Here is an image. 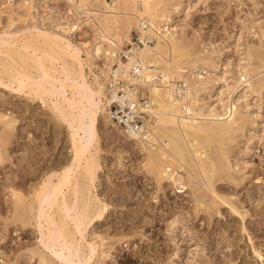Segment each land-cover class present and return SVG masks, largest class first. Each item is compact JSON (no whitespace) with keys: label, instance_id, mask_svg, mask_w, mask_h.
I'll use <instances>...</instances> for the list:
<instances>
[{"label":"rangeland","instance_id":"obj_1","mask_svg":"<svg viewBox=\"0 0 264 264\" xmlns=\"http://www.w3.org/2000/svg\"><path fill=\"white\" fill-rule=\"evenodd\" d=\"M101 1L92 3L100 6ZM173 1L176 3L177 0ZM187 2L182 1L183 5ZM190 2L193 3L192 0ZM72 9L67 0H0V39L7 36L10 43L20 44L33 41L38 30L37 35L45 30L51 36L69 39L72 46L92 43L93 31L84 23L80 31L71 33L75 23L85 19ZM31 13L33 16H30ZM175 18L177 33L180 31L179 37L191 46V53L195 55L199 52L209 57L222 79L211 82L209 89L212 87L224 92L227 84L224 76H227L228 82L236 80V66L245 56L247 48L264 51V37L260 29L264 27V0H201L187 12L182 10ZM138 37V28L133 26L131 42ZM17 47L16 50L20 48ZM124 50L126 52V46ZM22 51L20 48L14 54L19 56ZM28 51L31 53L32 49ZM34 52L37 57L42 56L41 50ZM0 56V60L4 58ZM30 61L28 64L32 70L23 71V74L26 73L22 75L25 81L22 76V81L14 79L12 75H16L15 71L4 73L0 66V114H5L0 120V264H77L60 248L53 247L45 236L44 242L42 237L48 233L47 226L37 221L36 216L40 203H43L39 188L47 180L48 187L53 185L57 181L55 174L62 173L73 155L69 135L74 130L67 123V118L66 122L60 118L57 107L53 109L54 105L71 98V90L66 92L67 97L42 94L45 97L41 95L39 99L35 94L38 84L47 85L48 81H55L58 85L62 77L57 72H51L54 77H49L54 79L48 77L45 80L43 76L39 79L38 66L31 65ZM94 64L92 72L99 76L96 65L100 66L102 61L95 60ZM85 72L86 83H89L91 74L88 67ZM258 75L254 74L252 81L263 77L264 70L262 73L260 70ZM57 79L60 80L58 84ZM78 82L82 83L78 79L76 83L71 80L70 84L75 86ZM245 86L242 83L231 96L225 93L222 97L229 100ZM86 91L84 89L83 93L87 94ZM263 92L258 95L248 90L245 100L238 106V116L242 114L244 121L247 120L246 127L228 142L227 160L230 159L231 168L222 172L217 167L212 178L216 194L210 196V192L204 190L206 187L194 178L190 179V188L184 193H177L168 182L159 188L144 165V155L122 133L124 129L115 123L110 126L106 119L99 117L98 147L95 144L97 152L92 151L98 168L91 189V207L106 204L107 209L104 215L87 225L83 241L78 234L75 235L77 241L80 240L79 245L83 244L81 249L84 254L95 250L89 264H264ZM202 93L200 98L206 101L207 91ZM73 114L81 118L83 128L88 130L90 121L82 110ZM10 119L12 123L6 126L5 120ZM2 130L9 134L8 141L1 138ZM214 144L216 146V143H211L205 149L207 156L210 153L209 157L218 151ZM218 152L216 155H219ZM192 185L197 187L194 189ZM65 191L63 188L62 192ZM196 198L204 204H197ZM24 211L22 219L20 214ZM53 212L48 211L51 215ZM70 226L73 227L72 224ZM93 233L101 235L102 241L92 239ZM100 249L104 250L101 256ZM254 251L262 256L257 257Z\"/></svg>","mask_w":264,"mask_h":264},{"label":"bare ground","instance_id":"obj_2","mask_svg":"<svg viewBox=\"0 0 264 264\" xmlns=\"http://www.w3.org/2000/svg\"><path fill=\"white\" fill-rule=\"evenodd\" d=\"M67 1L74 9L72 11L85 17L83 21L74 22L75 29L73 27L74 30L71 33L80 31L84 23L93 31L92 43L83 42L81 46H72L68 41L69 39L51 36L44 28V32L41 31L37 35L38 30L35 35L36 38L30 42L21 40L23 42L21 43L19 40L20 44H14L13 41L10 43L9 38L7 39L6 36V39H0V54L4 57L0 60V66L4 73L9 72L10 74V72L15 71L16 75L13 74L12 76L20 81L23 78L25 81V77L22 75L25 76L26 73H23L30 69L29 60H31V65L34 63L36 68L38 66V76L41 75L39 79L44 78L47 80L49 76H53L51 72H54V74L57 72V75L60 74L62 80H58L61 78L57 79V84L60 81L58 85L54 83L55 81L53 83L48 81L47 85L38 84L39 89L36 88L37 90H35L38 97H41L42 94L64 97L66 92L71 90V93L69 92L71 98L66 99L64 103L54 105L53 109L57 107L56 109H58L61 116L59 117L64 118V121L67 118L69 120L66 119L67 123L69 122L70 128L74 130V133H71V136L69 135L73 155L70 161L68 160L69 164L61 171L62 173L55 174L57 181H54L53 185L50 186L49 184L50 187H48L47 180L44 181L47 183L43 182L44 185L39 188V191L41 190L40 199L43 203H40L41 207L40 209L38 207L39 213L36 216L37 221L43 222L47 226L46 232L48 233H45L47 235L42 237L44 242L46 237L53 247L60 248L72 261L77 264H89L95 250L93 252L89 250V253L84 254L81 249L83 244L79 245L80 240L77 241L75 235L78 234L81 240L84 239L87 225L93 219H98L104 215L107 209L106 204L91 207V189L94 186L95 174L98 168V161L92 151L94 149L97 152L95 144L97 145L99 140L97 130L99 117L106 119L109 125L113 126L107 112L108 82L110 80L117 81L118 78L122 79L125 85L124 96L128 102L121 101V106H128L137 114L141 113L142 116H148V119L144 118L141 126L143 132L131 133L127 129V132L122 131V133L130 141H133L139 152L144 155V165L153 175V181L156 185L160 188L164 182H168L177 193H184L190 188V179L194 178L206 187L204 190L209 191L210 196L216 194L213 191L214 182L212 183V178L217 167L222 172L231 168L228 161L230 159L227 160V156H229L226 148L228 142L234 139L238 131L246 127L245 121L247 120L244 121L242 114L238 116V106L241 105L242 100H245L248 90L257 92L258 95L264 91V76L252 81L254 74L258 75L260 70L261 73L264 70V51L247 48L245 56L240 57V63L236 66V80L228 82L227 76H224L225 81H223L227 84L224 87V92H219L216 88L211 87L209 89L208 86L211 82L220 79L216 67L211 63V59L204 57L203 54L202 56L201 53L198 54L199 52L197 54L195 52V55H193L191 53L192 49L190 51L191 46L179 37L178 33L180 31L177 33L178 30L175 25V17L182 10L187 12L188 9H191L201 0H192L193 3L187 0L188 2L185 5L182 3L184 0H177L176 3L175 1L172 3L171 0H110L108 2L103 0L100 6L92 3L96 0ZM32 5L30 7H34ZM30 16H33L32 13ZM133 26L138 28L139 40L142 45L128 48L129 43L133 45L130 39ZM260 29L262 30H260L262 37H264V27ZM10 36L12 37L11 34ZM10 36L8 35V37ZM17 45L23 50L21 55H19L20 52L17 54L19 56L14 54L20 49L18 47L17 50L15 49ZM125 46L126 52H124ZM28 49H32V54L29 53ZM35 50H41L42 56L37 57L34 54ZM121 52L126 54L127 60L120 59ZM83 55L85 58H83ZM95 60L102 61L100 66L96 65L100 72L99 76L93 73L91 69V66L95 65ZM253 64H255L254 67H251ZM114 65L116 66L115 70L112 68ZM86 67L89 68L91 74L89 83H86ZM134 68H136V74L133 73ZM113 71L114 76L112 78ZM189 71L192 72L187 74ZM196 71L199 72L196 73ZM78 79L82 81V83L78 82L77 85L79 86L70 84L71 80L76 83ZM242 83H245L246 86L240 87L241 90L234 97L229 98V100L222 97L225 93L231 96L233 90L239 88ZM131 86H135L137 91L130 90ZM84 89H87V94L83 93ZM206 91V101H203L200 95ZM44 95L42 97H45ZM141 96L147 97L145 103H140L139 98ZM80 110L90 121V126L86 131L82 126L81 118L75 117L76 115L73 114L74 111L79 112ZM123 112L126 113L125 110ZM71 114L74 116L72 115V117ZM3 116L5 114L2 115L1 113L0 120L4 118ZM12 121L11 119L10 121L5 120V125L9 126ZM2 135L1 138L3 137L4 141H8L9 134L5 130H2ZM211 143H216V146L215 144L214 146L220 151V153L217 151L220 155L217 154L219 157V160L217 158L218 162L215 161L217 152H212V155L215 153L216 156L213 155L215 158L213 156L209 157L210 153L208 156L206 155L205 149ZM227 175L230 178V175ZM50 177L52 178V176ZM195 185H192V187ZM63 188L66 189L65 193L62 192ZM195 200L199 205L204 204L197 198ZM54 208L56 210L53 212L52 209ZM50 210L53 212L52 215L48 213ZM25 213L26 211L21 212V218L24 217ZM70 224H72V228ZM91 236L94 240L102 241L99 234L93 233ZM93 245L96 244L93 243ZM254 252L257 253V257L262 256L260 252ZM103 253L104 250L100 249V256Z\"/></svg>","mask_w":264,"mask_h":264},{"label":"built area","instance_id":"obj_3","mask_svg":"<svg viewBox=\"0 0 264 264\" xmlns=\"http://www.w3.org/2000/svg\"><path fill=\"white\" fill-rule=\"evenodd\" d=\"M132 43L133 45H129V48L138 47L142 45V42L139 40V37L136 39V41ZM120 59L127 60L126 54L121 53ZM112 68L115 70L116 66L114 65ZM133 73L134 74L137 73L136 68L133 69ZM113 76H114V71L112 74V78ZM107 87L109 89V91L107 90V96H108L107 112L109 115V119L116 125L122 127L125 132H127V129H129L131 133L143 132L141 130V126L143 124L145 116H142L141 113L137 114L135 111H132L131 108L128 106L125 107L121 106L122 105L121 101L122 102L124 101V103L128 102L127 98L124 96L125 85L123 80L119 78L117 81L110 80L107 84ZM130 90L135 92L137 91V88L135 86H131ZM146 99H147L146 96H141L139 98V101L140 103H145ZM123 110H125L126 113H124Z\"/></svg>","mask_w":264,"mask_h":264}]
</instances>
